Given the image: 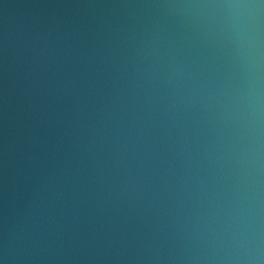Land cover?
Segmentation results:
<instances>
[{"label": "water", "instance_id": "1", "mask_svg": "<svg viewBox=\"0 0 264 264\" xmlns=\"http://www.w3.org/2000/svg\"><path fill=\"white\" fill-rule=\"evenodd\" d=\"M0 264H264V0H0Z\"/></svg>", "mask_w": 264, "mask_h": 264}]
</instances>
